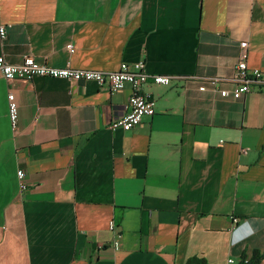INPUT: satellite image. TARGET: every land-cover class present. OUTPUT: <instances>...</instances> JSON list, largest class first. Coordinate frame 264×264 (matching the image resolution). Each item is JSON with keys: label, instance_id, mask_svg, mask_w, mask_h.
<instances>
[{"label": "crops", "instance_id": "0c3cea01", "mask_svg": "<svg viewBox=\"0 0 264 264\" xmlns=\"http://www.w3.org/2000/svg\"><path fill=\"white\" fill-rule=\"evenodd\" d=\"M1 26L10 64L143 61L174 78L141 87L153 116L112 131L128 84L0 76V264H227L264 252V97L199 89L241 57L264 69V0H0Z\"/></svg>", "mask_w": 264, "mask_h": 264}, {"label": "built area", "instance_id": "2783aa9c", "mask_svg": "<svg viewBox=\"0 0 264 264\" xmlns=\"http://www.w3.org/2000/svg\"><path fill=\"white\" fill-rule=\"evenodd\" d=\"M7 34L5 26L0 27V38L4 39ZM241 48H246L247 43H240ZM69 52H73V45H67ZM0 76L7 81L21 80L31 81L36 77H48L54 79H65L74 82H91L98 87H107L110 91H120L125 85H130L131 95L127 102V112L109 123V129L114 131H130L140 125L144 117L154 115V102L148 95L140 92L141 87L146 83L166 86L174 78L169 75H152L146 72L145 63L138 61L132 64L121 63L116 70L99 71L90 69H75L69 65L65 67H50L45 64L37 63L32 56L25 55L18 64H10L5 58L0 56ZM204 84H208L212 89L217 90L223 98L239 99L251 92H259L264 97V69H253L247 66L244 57H241L233 67L231 75L225 79H205L199 88L204 89ZM229 84L231 89H226L222 85ZM8 116L10 126L13 131L18 126V104L13 93L7 96ZM243 153L247 149L242 150ZM19 181V188L22 191L27 189L24 178L25 172L22 169L16 172ZM236 222V219H234ZM109 230L115 232V224L109 222ZM119 242L115 238L112 243L114 249H118ZM250 257H243L238 263L229 257L227 264H247ZM258 264V263H257Z\"/></svg>", "mask_w": 264, "mask_h": 264}, {"label": "trees", "instance_id": "16d2710c", "mask_svg": "<svg viewBox=\"0 0 264 264\" xmlns=\"http://www.w3.org/2000/svg\"><path fill=\"white\" fill-rule=\"evenodd\" d=\"M243 257H245V256H243ZM262 259H264V252L259 253L258 251H255V252H253V254L250 257V260L247 264H257ZM187 264H206V262L204 259L193 258L192 260H188ZM240 264H243V263H240Z\"/></svg>", "mask_w": 264, "mask_h": 264}]
</instances>
